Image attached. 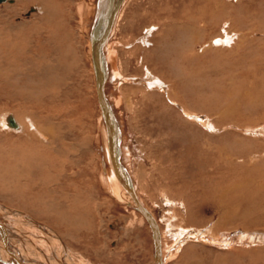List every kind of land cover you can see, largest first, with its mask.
Returning <instances> with one entry per match:
<instances>
[{
	"label": "rangeland",
	"instance_id": "obj_1",
	"mask_svg": "<svg viewBox=\"0 0 264 264\" xmlns=\"http://www.w3.org/2000/svg\"><path fill=\"white\" fill-rule=\"evenodd\" d=\"M50 1L53 14H46L43 20L35 3H29L15 16L5 9V3H12L0 2V29L3 28L0 30V114L9 111L7 113L11 112L15 118L25 114L23 116L30 117L27 121L32 122L31 128L42 130L41 135L36 134L31 148L38 165L33 167L34 176L28 180V188L33 189L32 181H41L42 187L48 178L54 180L51 182L54 185L51 198H54L45 208L46 220L77 238L73 242L72 237L67 236L65 243L69 247L77 245L81 238L82 247H71L77 264H155L152 236L142 216L133 207L115 201L100 187L102 161L93 146L100 108L91 62L85 51L88 38L80 33L79 16L73 8L76 0ZM160 1L129 3L121 28L113 39L119 60L123 61L120 77L126 80L120 83V90L126 97L125 102L130 100L131 103V107H124L128 146L133 158L153 175L151 183L146 180L137 183V193L159 221L165 242L174 238L173 246L180 247L173 255L174 249L167 248L171 240L166 242L167 264H264V221L254 229L252 225V230L248 231L247 227L236 226L237 222L228 220L223 221L224 228L220 226L217 231L211 228L219 219L220 212L215 213L213 209L216 205L217 211L225 206L236 207L241 214L264 219V52L255 53L257 58L244 55L243 60L237 62L230 61L234 51H208L198 65L215 69L201 73L194 80L181 75L180 69L187 61L186 55L178 57L182 51L172 46L178 36L175 31L168 33V43L161 33V38L153 37L154 46L148 45L156 29L153 23H158L155 18L158 14L154 15ZM226 2L218 6H225V15L233 20L234 28L264 24V0ZM184 3L175 7L176 14L167 10V18H181L178 14L184 11ZM154 7L157 9L151 10ZM168 7L159 10L163 12ZM7 14H11L10 18ZM217 28L218 33L220 27ZM206 34L200 32V40H204ZM142 36H145L144 43ZM5 40L11 43L8 50ZM262 43L263 40L253 44L259 50ZM188 48L184 44V54ZM9 53L11 60H6ZM8 67L14 70L12 81L20 82L21 88L14 89L6 83L5 68ZM146 71L165 80L172 99L158 93L161 89L153 91L155 93L148 91L149 97L142 98L143 92L137 90L143 84L135 78H144ZM26 93L33 100H26ZM190 122L194 125H188ZM16 132L7 130V125L2 129L0 125L1 193H5L4 149L9 142H15ZM227 151L233 160L223 159ZM242 178L251 182L241 189L227 191L236 181H244ZM258 184L263 186L261 190L257 189ZM45 189L41 188L42 193ZM225 192L224 200L218 198ZM0 202L5 200L0 198ZM27 205L39 211L37 205ZM51 210L57 212L55 217L48 216ZM34 217L37 220V216ZM21 221L23 228L37 234L33 225ZM48 221L45 223L49 224ZM170 222L172 227L168 230L166 225ZM232 226L235 227L232 229ZM201 234L209 235L215 243L209 245L198 240ZM237 247L238 251L228 252ZM246 248L250 249L248 253L242 251Z\"/></svg>",
	"mask_w": 264,
	"mask_h": 264
},
{
	"label": "bare ground",
	"instance_id": "obj_2",
	"mask_svg": "<svg viewBox=\"0 0 264 264\" xmlns=\"http://www.w3.org/2000/svg\"><path fill=\"white\" fill-rule=\"evenodd\" d=\"M2 1L4 0H0V2ZM8 1L9 3L12 4L7 5L5 3V9L15 16L18 14L19 11L25 9L29 3H35L39 6L38 7L39 8L38 11L40 13L39 16H42V20L46 14H48V16L50 14L51 15L53 14V11L50 7V2H51L50 0H15L14 2L13 0H8ZM77 1L78 0H76V2L74 3L73 8L75 13L78 14L79 16V24H80L79 31L80 33H82V35H85V37L88 38V44L86 45L85 51H86V55L88 56L91 62L92 71L94 74L95 92L98 100L97 103L100 108L98 132L94 137V141H93V146L96 151V154H98L99 156L98 158H100V160L102 161L101 164L102 170H100L99 172L100 174L98 173L100 187L115 201L124 203L125 205H129L130 207H133L138 211V213L147 223L152 236V257L154 263L167 264L168 255L166 256L165 253H167L168 251L166 252V248H165L166 242H169L171 240L169 242L170 244L168 245L169 247L167 248L171 247L170 249L172 248L174 249V252H172L173 255L180 247L178 245L173 246L175 244L174 238H169L167 239L168 241L165 242L166 238L160 228L159 221L137 193V183L143 180H146L147 182L151 183V179L153 178V175L150 172L146 171L142 163H139L135 158H133V155L131 154L128 146L129 135L126 127L127 126L125 121L126 111L124 107L126 105L128 107H131L130 105L131 103L130 100H128V103H126L127 102L125 99L126 97L122 94V90H120V83L126 80H123L122 79L123 77H120L121 75L120 69H122L123 67L122 66L123 61L119 60V56L115 51L114 41H113L114 36L121 28L120 23L121 20L123 19L128 4L136 0H81L78 2ZM156 1H160V0H155V2ZM184 1H185L184 3L185 5H183L184 11L178 14V16H180L182 19L178 17L176 20L170 19L171 17L167 18L168 16L166 15L167 14L166 11L167 10L169 11V9H171L176 14L177 11L175 7H179V5H182ZM237 1H241V0H237ZM149 2H153V1H149ZM224 3H227L226 0H161L159 3H157L158 9L156 7L151 9V10L157 9V12L154 16L158 14V16L155 17L158 20V23L156 24L153 23L156 29L152 34L150 42L148 40L149 42L148 45L151 47L152 45L154 46L155 42L153 41L154 39L153 37L155 36V40H156L158 39V37L161 38L160 35L162 34L164 35V36L162 35L165 40L164 42L168 43L169 42L168 40L169 38L167 36L168 33L175 31L178 36L173 40L172 46L174 47V49L177 48V50L179 49V51H182V53L180 54L178 53L177 56L178 57L181 56L182 58V56L184 57L186 55L185 61H187L186 62L187 65L185 64V67L182 66L181 69L179 67L180 74L181 75L186 74L188 78L193 80L199 78V76H201V73L210 72L209 69H215L210 66H203L201 68L198 65V62L202 60L203 57L207 56L206 54L208 53V51L209 53L222 52V51L229 53L234 51L232 53L234 57L233 56L231 57L233 60L230 61L240 62L241 59L243 60L244 55H248V56L251 55V58H257L258 56H256L257 54L255 53L264 52V43L261 44L259 50L254 46L253 43L261 40L264 41V24H262V26L249 25V26L234 28L233 20H231L229 16L225 15L226 11L225 9H223L225 6L223 8L218 6V4L224 5ZM45 5H47L48 8H45ZM166 5H169V7L165 8L166 10L161 12L163 9L161 10L159 9L165 7ZM10 15L7 14L9 18ZM12 24L14 23L12 22L11 25ZM217 27H220V32L218 31V33L216 32V29H218ZM12 32L15 33L14 31ZM200 32L202 33L207 32L206 34L207 37L204 38V40H200L201 37ZM12 36L13 38H17V35L16 37L14 35ZM144 37L140 38L141 41H143L142 43H144ZM7 38L9 39L11 38L10 34L8 35ZM230 41H232L233 43H229ZM245 41H248L247 44H244ZM8 42H9L8 40H5V49H7V47L11 44V43L7 44ZM184 44L188 45L189 47L186 54L183 53ZM258 44H260V42ZM224 45L226 46L228 45L229 47L224 48L225 47ZM11 57H12L11 53L7 54L6 60L7 59L11 60ZM190 63H192L193 65ZM18 71L21 72V68H19ZM37 72L40 75H42V71H40V69H38ZM146 73L147 74L145 75L144 78H139V79L135 78V81L141 82L143 84V85L141 84L143 87L142 88L139 87L137 90L138 92L140 91L143 92L142 98L143 97L148 98L150 93L148 91H152V93H155L153 91H156V89H161L158 91V93L160 94L163 93L164 95L167 96V98H171V96H169V93L171 91L169 90V88L168 89L166 88V84L164 83L165 80H162L163 78L160 77L155 78L150 71H146ZM13 75H14L13 68L10 67L5 68L6 83L9 86L13 87L14 89L21 88L20 82L15 83L12 81ZM28 87L30 88V86ZM28 87H26V89H28ZM25 98L26 100H28L29 98L33 100L31 96L27 93L25 94ZM7 112L9 111H6V113L2 114V116L0 114L2 119L0 125L2 126V129L7 125V130L9 131L12 130L16 132V130L20 128L21 124L22 126L21 129H18V131L15 133L17 135V138L14 140L15 142H9V143L6 142L8 144H6L5 146L8 147L7 148L5 147L4 149L6 152L5 155L6 171H5V188H4L5 193H1L3 191H0V198L2 200H5V202L2 203L0 202V264H77V262H75V260L72 257L71 247L80 248L79 246H81L80 245L81 238H78L76 243L77 245L71 243L72 246L69 247L67 243H65V239L67 238L68 235L69 237L70 236L72 237V233L59 230L60 228L59 229L55 228L54 224L51 221H48V219L46 220V218L48 217L46 215L45 208H47V204L51 205V202L53 201L54 198V197L51 198L52 196L51 192L53 191L54 188V185H51V182L53 183L54 180L53 179L49 180L48 178V180L44 183V185H42V187L46 188L45 193H42L41 191L42 188L40 185L41 181L34 182L31 180L32 182L30 183H32L33 189L28 188V183H29L28 180L31 179V175H32V179L34 176L33 170L35 168L33 167L34 166L36 167L38 165V161L37 164L35 163L37 159L35 153L32 151L31 148H33L36 134L41 135L40 131L42 130L38 126L37 129L35 128V126L34 128H31L32 122L27 121V119H29L30 117L27 118L23 116L25 114H22V116H17V118H19L20 120L19 121L17 120V118L14 117L13 114H11V112L10 113ZM22 118H24L25 121L22 120ZM181 120L182 119H180V121ZM185 121L186 120H184V122ZM34 123L35 122H33V124ZM201 123H204L205 125V120H202ZM189 124L192 126L194 125L191 122L188 123V125ZM43 137L45 138L46 135L45 136L43 135ZM22 142L24 143L22 144ZM19 144L22 146H20ZM225 154L227 156L225 157L223 156V159L231 161L232 159L231 154H229L228 151L225 152ZM242 180L244 181H238V182L236 181L232 185L230 184L231 187H229L227 191L241 189L243 185L251 182V179L245 180L242 178ZM262 187L263 186H260V184H258L257 189L261 190ZM23 190L25 191L26 194H23L22 192ZM215 194L217 195V192ZM225 194H227V192L220 194L218 198L222 199L223 197L226 196ZM28 203L37 205V207H39V211L35 210L32 207H29L27 205ZM216 204L214 202V205ZM220 204L222 205V203ZM229 204L231 205V203ZM226 207L230 208V206H225L217 211L216 210L217 205L214 206L213 209L215 210V213H219V212L220 213L218 216L219 217L218 222L213 223L211 227L213 230L217 231V229H220L219 228L220 226L223 227L224 226L223 221L225 220H228L231 223L237 222L236 226L239 225L240 227H245V229L247 227V231L249 230V228H251L252 225L254 229L256 225L259 226L264 221V219H258L257 217L254 216L241 214L240 213L241 211L239 212V208L231 207L230 210L228 211ZM33 211H37L36 212L37 214ZM56 213L57 212L51 210V212L47 214L49 217H55L57 215ZM34 215L37 216V220L34 217ZM38 218L40 220H38ZM21 220L25 222L28 221L27 223L33 225V228L34 227L36 228V232L38 235L30 232L29 230L31 229L28 230L27 228H23L22 227L23 223L22 224L20 223L22 222ZM46 221H48L50 225L46 224L45 223ZM152 223L154 225H152ZM171 224L172 223L170 222L169 224L166 225L168 230L172 227L170 226ZM234 227L235 226H232V229ZM230 228L231 226L228 229ZM250 230H252V228ZM243 235L246 236L245 234ZM250 235H252V233ZM257 236L260 235H256V237ZM180 237L178 240H180ZM198 237H200L198 240H201L204 243H208L209 245L210 243L215 241V239L214 240L210 239L209 235L208 236L203 235ZM185 238H187V235ZM207 238H209L210 240ZM242 238L245 239V237ZM71 239L73 242H76L74 241V239L77 238L72 237ZM37 241L39 242V244L37 243ZM71 244L69 243V245ZM193 245L195 244L193 243ZM183 246L185 247V245ZM170 249L168 250L170 251ZM243 249L242 251L247 253L250 250L247 248L245 250ZM253 249L255 250V248ZM238 250L239 248L237 247V248L229 249L228 252H236ZM237 254H239V252H237ZM198 259L200 260V257ZM198 259H196V261H198ZM219 259L221 258L219 257ZM215 262L217 261L215 260Z\"/></svg>",
	"mask_w": 264,
	"mask_h": 264
},
{
	"label": "water",
	"instance_id": "obj_3",
	"mask_svg": "<svg viewBox=\"0 0 264 264\" xmlns=\"http://www.w3.org/2000/svg\"><path fill=\"white\" fill-rule=\"evenodd\" d=\"M152 225H154V224L152 223Z\"/></svg>",
	"mask_w": 264,
	"mask_h": 264
}]
</instances>
